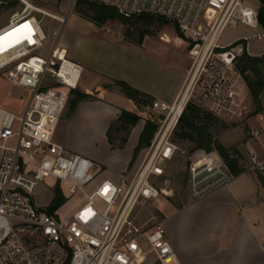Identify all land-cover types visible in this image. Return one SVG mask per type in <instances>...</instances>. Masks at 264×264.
I'll list each match as a JSON object with an SVG mask.
<instances>
[{"label":"built area","instance_id":"obj_1","mask_svg":"<svg viewBox=\"0 0 264 264\" xmlns=\"http://www.w3.org/2000/svg\"><path fill=\"white\" fill-rule=\"evenodd\" d=\"M17 1L22 8L0 28V37L20 29V42H12L11 47L6 45L15 37L3 42L0 73L14 86L31 93V100L21 113L0 107V264H144L149 255L161 264H171L174 250L163 222L151 227L140 225L134 219L135 211L159 201L161 195L170 197L171 193L156 183L166 176L169 161L181 152L174 134L190 103L201 104L218 118L235 112L243 79L236 63L244 53L250 55L247 38L229 45L220 42L229 29H262L260 2L91 0L125 18H163L175 24L192 44L188 52L190 67L176 99L171 104H151L163 119L153 140L143 149L137 170L129 181L123 182L121 176L116 182L98 180V165L67 152L54 141L58 122L71 92L79 89L84 68L68 57L59 37L48 46L37 15L60 24L67 18L29 0ZM29 30L30 40L24 38ZM261 37L263 29L258 35ZM260 135L255 131V137ZM189 159L193 202L229 186L234 179L216 152L200 150ZM248 169L264 182V152L249 151ZM46 187L52 190L48 199ZM58 189L66 201L55 208ZM42 197L45 203L40 204Z\"/></svg>","mask_w":264,"mask_h":264},{"label":"rangeland","instance_id":"obj_2","mask_svg":"<svg viewBox=\"0 0 264 264\" xmlns=\"http://www.w3.org/2000/svg\"><path fill=\"white\" fill-rule=\"evenodd\" d=\"M29 1L43 10L59 17L67 18L65 24H60L52 18L37 15L38 19L41 21V27L48 37V46L53 45L57 37H59L60 45L63 46L69 42H75V38L80 35L87 38L81 46H78V49H81L83 52L89 48L96 51L114 53L120 50L121 40L125 39L126 41L138 43L141 39V34L148 30L153 33V36H146L148 39L139 54H131L135 62L142 67L153 68L154 65L156 66L160 61H163L169 62L180 69H185L183 66L190 62L188 55L181 56V48L174 45V43L166 44L158 38H155L162 37L169 42L173 41L171 30L159 26L157 23L149 28L142 24L143 22L140 18H132L133 23L125 26L119 20H108L103 23H97L91 17L85 16L81 12L80 8L74 3V0ZM252 2L254 5H257L259 1L253 0ZM21 8L22 5L19 2H17L14 8H2L0 11V28L6 26L10 17L14 13L20 11ZM261 33L262 29L253 30L246 27L229 29L224 33L220 44L229 45L238 41L241 37H246L249 53L253 56H260L264 54V37L258 38V35H261ZM88 38H92L93 40ZM176 43L182 46L186 45L181 39H178ZM243 45H246V43L243 42ZM45 52L43 53L45 54ZM156 68L158 69V66H156ZM112 86L116 87L114 83H112ZM84 88L91 90V87L85 86ZM96 91L97 93L99 92V90ZM238 93L237 106L234 108L235 112L230 116L218 118L219 122L212 128V131L217 139L221 138L224 145L237 147L240 150L243 158L240 163L244 167L246 173V175L243 176L244 178H242L243 181L241 185L248 191L246 198L249 197L245 199V203H248L250 200H255V204H259L264 202V182L258 174L248 169V153L252 149L256 152L259 151L258 153L264 151V111L258 115H254L256 107L243 79L239 84ZM74 97V94L71 92L67 109L59 120L61 121L60 124H58L56 128L54 141L63 146L67 152L71 154L81 155L88 159L90 158L85 155L86 153L94 154L98 158V161L90 160L96 162L100 168L97 177L98 180L115 177L119 174L122 176L123 182L129 181L133 176L132 171L129 172V169H127L119 173L120 171L117 168L118 166L122 167L124 165L129 153L132 151L131 162L134 161V153L139 146L140 137L145 126L144 121L141 120L132 128L127 149L125 148L126 146L122 149H113L107 142L106 131L102 126L88 128L76 122L72 124L69 123L70 118L74 117L76 112H70V102ZM30 100L31 93L27 90L17 88L0 73L1 108L14 113H21L27 108ZM192 104L201 107V104L197 102ZM262 105L264 108V92L262 96ZM201 109L206 111L205 108L201 107ZM146 110L147 112L158 115V113L151 108V105H149ZM136 113H138L137 109ZM81 114L83 117H99L102 111L95 108H85V110H81L80 115ZM255 131L261 133L260 137L254 136ZM177 132L180 133L179 125L175 134ZM175 134L174 140L179 145L181 152L176 160L169 163L166 176L156 183L158 188L169 191L171 193L170 197L166 198L161 195L159 201L154 200L145 207H138L134 214V219L138 224H147L148 227L153 226L157 222H162L164 217H166L167 219L163 222L165 232L174 219L173 214L177 207L182 205L186 206L190 202H193L190 197L187 158L194 155L197 151H200L195 148L194 144L179 140ZM112 135L116 139L115 142L119 144L120 139L126 137L127 133L123 131H114ZM142 151L143 149L137 154L135 164L138 163V160L142 157ZM52 182V180H49L50 184ZM47 189L49 191L47 195L48 199L51 197L52 190L50 188ZM39 203H45L43 197L39 199ZM144 264L161 263L157 261L153 255H149Z\"/></svg>","mask_w":264,"mask_h":264},{"label":"crops","instance_id":"obj_3","mask_svg":"<svg viewBox=\"0 0 264 264\" xmlns=\"http://www.w3.org/2000/svg\"><path fill=\"white\" fill-rule=\"evenodd\" d=\"M147 39L144 38L141 43L121 40V51L114 53L89 48L83 52L78 46L87 38L80 35L75 38V42L63 45L68 57L84 68L79 90L87 94L100 91L95 99L79 104L74 117L69 120L70 124L76 122L88 128L102 126L109 144V127L118 119L122 110L136 113L132 102L118 87L112 86L114 81H124L151 96L154 101L173 103L188 68L180 69L163 61L156 63L158 69L155 65L153 68L139 65L131 54H139ZM85 86L91 87V90L85 89ZM85 108L101 110L102 114L99 117H83L80 112ZM219 141L222 143L221 138ZM125 146L127 149L129 143ZM132 152L124 165L118 166L119 173L127 169L132 173L137 170L142 158L136 164L135 159L131 162ZM179 154L180 152L176 153L169 163L176 160ZM85 155L93 161H98L94 154ZM1 157L0 151V159ZM245 175L246 173H243L234 177L229 186L215 191L201 201L177 207L173 214L174 219L166 231L167 239L174 250L171 264H264V202L255 204V200H250L245 203V199L249 198H246L247 189L241 185ZM120 177L121 175L117 174L108 179L119 182ZM166 219L164 217L162 222Z\"/></svg>","mask_w":264,"mask_h":264},{"label":"trees","instance_id":"obj_4","mask_svg":"<svg viewBox=\"0 0 264 264\" xmlns=\"http://www.w3.org/2000/svg\"><path fill=\"white\" fill-rule=\"evenodd\" d=\"M17 0H0V11L2 8L10 9L17 5ZM260 11L259 20L260 25L264 31V0H259ZM77 7L80 11L88 17H91L97 23H103L108 20H119L124 26L132 24V18H125L120 15L115 9L100 5L91 0H78L76 2ZM91 15V16H90ZM142 19V24L147 28L158 24L159 26L166 27L171 30L173 34V41L169 42L162 37L158 38L160 41L166 44H172L181 48V56H187L189 49L191 47V42H189L183 34L180 32L179 28L163 18H158L150 15H142L139 17ZM146 36H153V33L146 30L141 34V39L138 43H141ZM178 39L183 40L186 45L182 46L176 43ZM264 55L262 56H251L244 53L241 57L237 59L236 68L241 74L247 88L250 91L253 103L256 107L254 115H258L264 111L262 105V96L264 92ZM185 69L190 67V62L183 66ZM114 85L120 89V91L132 102L138 113H132L126 110H122L118 119L113 122L108 130L107 136L111 148H124L128 142V138L132 128H134L141 120L145 122L143 132L140 137L139 146L134 153V159L137 154L144 148H146L154 138V135L160 126L163 117L155 115L153 113L147 112V107L151 105L154 99L133 88L128 83L124 81H114ZM100 92V91H99ZM99 92L94 91L93 94L83 93L79 90L72 91L74 94V99L70 102V112L76 111L80 103L95 99ZM145 116V118H144ZM219 122L218 117L211 113L201 109V107L190 103L179 123V132L176 133V137L181 141H188L195 145L198 150H203L205 152H216L224 164L230 170L234 177H237L245 173L244 167L241 165L242 154L237 147H225L219 139H217L212 131ZM126 132V137L120 139V143L117 144L116 139L113 137V132ZM133 159V160H134ZM65 197L63 196L61 190H57L55 193L54 204L55 208L63 205L65 203Z\"/></svg>","mask_w":264,"mask_h":264},{"label":"snow or ice","instance_id":"obj_5","mask_svg":"<svg viewBox=\"0 0 264 264\" xmlns=\"http://www.w3.org/2000/svg\"><path fill=\"white\" fill-rule=\"evenodd\" d=\"M23 28H24V29H28V25H24ZM20 31H21L20 29H17V30H15L14 32L9 33V34H8L7 36H5V37H0V51H3L4 48H5V45H4L3 42H4V41H9L10 38H14V37H15L14 41H11V42H9V43L6 45L7 47H11V46H12V42H14V43H19V42H20V38L17 37V33L20 32ZM30 37H31V32H30V30H29V31H28V34H27L26 36H24V38L30 40Z\"/></svg>","mask_w":264,"mask_h":264}]
</instances>
